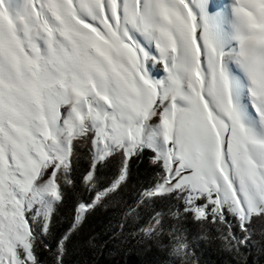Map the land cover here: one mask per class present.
Segmentation results:
<instances>
[{"label": "snow or ice", "instance_id": "6c2138e0", "mask_svg": "<svg viewBox=\"0 0 264 264\" xmlns=\"http://www.w3.org/2000/svg\"><path fill=\"white\" fill-rule=\"evenodd\" d=\"M74 142L93 163L72 231L148 151L161 171L138 203L173 199L168 217L224 225L239 251L264 217V0H0V264H39L76 190ZM117 154L118 176L98 187L97 164ZM164 221L154 212L140 232L159 237ZM167 235L170 257H187V230Z\"/></svg>", "mask_w": 264, "mask_h": 264}, {"label": "trees", "instance_id": "16d2710c", "mask_svg": "<svg viewBox=\"0 0 264 264\" xmlns=\"http://www.w3.org/2000/svg\"><path fill=\"white\" fill-rule=\"evenodd\" d=\"M73 176L76 190L58 206L51 218L44 243L39 244V264H264V217L252 218V236L248 244L229 249L221 240L224 225L195 222L181 213L179 221L167 216L169 209L179 208V203L168 197H157L147 204H139L140 194L159 177L161 169L151 162L152 153L145 151L128 163V176L116 192L87 214L83 222L72 231L74 207L79 199L89 200L80 177L93 163L91 145L74 142ZM121 157L117 154L99 162L95 170L98 187H107L118 176ZM134 214L129 215V210ZM165 214V232L156 238H148L140 232V226L154 212ZM169 225L187 230L190 241L187 257H170ZM237 235L243 236L239 229ZM64 241L62 254L57 255L58 242ZM193 238L195 242H193ZM47 245V247L45 246Z\"/></svg>", "mask_w": 264, "mask_h": 264}, {"label": "rangeland", "instance_id": "374dc122", "mask_svg": "<svg viewBox=\"0 0 264 264\" xmlns=\"http://www.w3.org/2000/svg\"><path fill=\"white\" fill-rule=\"evenodd\" d=\"M220 3V0H210V3L211 4H214L216 7L218 6L219 3ZM153 73L156 77L158 78H162L164 76V72H163V67L162 65H154L153 66Z\"/></svg>", "mask_w": 264, "mask_h": 264}, {"label": "bare ground", "instance_id": "6f19581e", "mask_svg": "<svg viewBox=\"0 0 264 264\" xmlns=\"http://www.w3.org/2000/svg\"><path fill=\"white\" fill-rule=\"evenodd\" d=\"M231 2V0H220V3L218 4V6L216 7V10H219L220 8L224 7L226 4H229Z\"/></svg>", "mask_w": 264, "mask_h": 264}]
</instances>
